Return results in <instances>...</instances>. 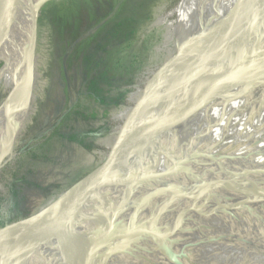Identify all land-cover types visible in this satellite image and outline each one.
<instances>
[{"label": "bare ground", "instance_id": "1", "mask_svg": "<svg viewBox=\"0 0 264 264\" xmlns=\"http://www.w3.org/2000/svg\"><path fill=\"white\" fill-rule=\"evenodd\" d=\"M238 1L181 0L162 20L167 24L174 18L168 23L167 38L169 43L174 41V50L167 61L191 37L211 30ZM33 20L30 17L21 26L13 25L9 45L13 48L0 68V86H10L6 101L0 105V157L4 150L10 152L14 145L16 111L24 110L27 105L24 101L30 72V51L33 40L37 39ZM20 27L27 33H23ZM251 32L253 38L260 32L264 33V13L253 22L252 27L238 32L224 44L221 58L232 61L243 51L248 52L247 39L251 38ZM252 54L245 57L246 66L251 64ZM262 65L264 62L247 68L259 73L258 78L226 87L193 106H182L173 143L161 150L154 167L158 171L163 167L158 177L161 181L164 174L160 184H163L165 193L157 196L154 202H161L162 199L159 216L163 218L164 236L155 239L152 244L157 246L156 251L163 244L171 253L168 260L159 256L154 258L155 264H172V259L178 264H264ZM181 95L174 97L170 106ZM170 106L159 118L168 114ZM149 118H137L134 132L149 129ZM6 135L7 144L2 147ZM103 181L106 179L103 178ZM138 192L139 184L129 199L118 196L121 223L133 218L128 215V206ZM174 196L181 198L189 216L176 208L171 201ZM87 212H90L87 216L90 220L82 227L78 221ZM91 212L74 206L61 210L55 221L47 220L26 234L24 240L17 243V250L11 257L24 260L30 256L28 264H121V261L129 264L126 255L119 256L116 263L113 257L96 260V254L111 248V245L100 226V214ZM142 221L139 232L152 222L149 217ZM205 234L206 242L202 239ZM192 254L193 262H189Z\"/></svg>", "mask_w": 264, "mask_h": 264}, {"label": "rangeland", "instance_id": "2", "mask_svg": "<svg viewBox=\"0 0 264 264\" xmlns=\"http://www.w3.org/2000/svg\"><path fill=\"white\" fill-rule=\"evenodd\" d=\"M180 1L55 0L41 9L33 91L24 110L16 111L13 147L0 157V196L18 182L25 197L6 224L45 209L104 163L144 87L173 53L167 38L174 18L162 20ZM10 42L11 35L0 68ZM95 49L116 79L108 97L133 81L124 102L101 104L82 94L83 57ZM170 91L158 115L183 89L174 83ZM9 93V85L0 86V105ZM152 110L137 118H149ZM7 141L8 135L2 147Z\"/></svg>", "mask_w": 264, "mask_h": 264}, {"label": "water", "instance_id": "3", "mask_svg": "<svg viewBox=\"0 0 264 264\" xmlns=\"http://www.w3.org/2000/svg\"><path fill=\"white\" fill-rule=\"evenodd\" d=\"M53 1L55 0H0V58L9 44L13 25L21 26L28 18H34L32 26L37 34L39 13L45 5ZM262 13H264V0H240L222 15L211 30L195 35L183 44L175 56L165 62L144 87L140 99L123 123L104 163L63 192L45 209L0 228V248H2L0 264H28L30 256L24 260L11 257V254L17 250V243L36 226L47 220L55 221L61 210L70 206L100 214L98 215L101 218L100 226L102 225L101 228L111 248L97 253V261L113 257L116 263L119 256L126 255L129 264H155L153 259L157 256L170 258L171 253L167 251L165 245L162 244L161 249L156 251L157 246L152 244L155 239L164 236L163 218L159 216L162 199L161 202L160 200L156 201L158 203L154 202L157 196L161 197L165 193L163 184H160L164 174L161 176V181L158 177L163 167H160L159 171L154 167L157 166L161 150L173 143L175 126L179 114L183 111V105L193 106L226 87L258 78L259 73L251 72L247 68L264 62V33L260 32L253 38L251 32V38L247 39L249 51H243L232 61L223 60L221 50L235 34L252 27L253 22ZM20 29L23 33H27L22 27ZM37 41L38 37L33 40L30 51V72L25 105L33 91ZM248 54H252L253 57L250 66H246L244 61ZM174 83L181 86L182 95L170 106L168 114L159 118L157 111L165 96L171 92ZM151 107L153 110L148 120L150 128L135 133L133 125L138 115ZM181 165L183 170L185 165L184 163ZM109 174L110 177H107ZM103 178L106 181H103ZM138 184L140 192L128 206L130 207L128 215L133 218L127 223H121L118 196L129 199L135 194ZM171 201L176 208L189 216L181 198L174 196ZM89 214L90 212H87L79 218L78 223L82 224V227L89 223H87L90 220L87 217ZM145 217H149L152 222L150 225L146 224L145 229L139 232ZM206 236L205 234L204 238L202 237L205 242ZM153 250L155 251L151 254ZM203 258L207 259V257ZM171 263L178 264L174 259Z\"/></svg>", "mask_w": 264, "mask_h": 264}, {"label": "trees", "instance_id": "4", "mask_svg": "<svg viewBox=\"0 0 264 264\" xmlns=\"http://www.w3.org/2000/svg\"><path fill=\"white\" fill-rule=\"evenodd\" d=\"M11 47L6 51L5 59L7 60ZM83 80L81 85V92L83 95H88L89 97L95 99L99 103H106L108 100L112 102H124L125 96L130 93L128 90L134 84L133 81H128V89H120L117 91L115 97H108V92L114 89L116 79L112 75L108 68L106 62L98 56L97 49L90 51L83 57ZM6 62V61H5ZM4 62V63H5ZM118 84V83H117ZM7 194L5 196H0V218H2L0 223H3L7 216L11 218L12 212L19 209L21 204L24 202V189L17 182L8 186ZM6 213L7 216H2Z\"/></svg>", "mask_w": 264, "mask_h": 264}, {"label": "flooded vegetation", "instance_id": "5", "mask_svg": "<svg viewBox=\"0 0 264 264\" xmlns=\"http://www.w3.org/2000/svg\"><path fill=\"white\" fill-rule=\"evenodd\" d=\"M116 102H118L117 100H116ZM118 103H122V102H118ZM72 115H73V113H72ZM77 115H78V113H77ZM108 127V126H107ZM110 131V130H109ZM108 131V132H109ZM18 183V182H17ZM21 208V207H20ZM18 210V209H17ZM15 212H16V210L14 211V212H12V215L14 214L15 215ZM7 216V215H6ZM8 218H6V220L3 222V223H0V224H6V223H8V221H9V216H7ZM11 218H12V216H11ZM10 218V219H11ZM1 222V221H0Z\"/></svg>", "mask_w": 264, "mask_h": 264}]
</instances>
